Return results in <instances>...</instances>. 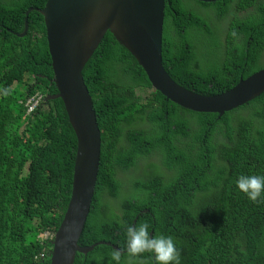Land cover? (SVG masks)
Masks as SVG:
<instances>
[{
    "label": "trees",
    "instance_id": "16d2710c",
    "mask_svg": "<svg viewBox=\"0 0 264 264\" xmlns=\"http://www.w3.org/2000/svg\"><path fill=\"white\" fill-rule=\"evenodd\" d=\"M45 1L0 0V264H49L41 235L57 229L70 196L76 137L63 101H43L57 92L43 17L31 10L26 33H13ZM161 53L179 85L201 95L231 88L264 68V0H165ZM82 74L101 152L78 244L125 250L137 217L134 226L173 238L180 264H264V192L251 201L235 184L264 175V91L220 117L183 108L110 32ZM35 93L42 101L27 113ZM113 250L97 245L73 264H116ZM120 264L155 261L125 251Z\"/></svg>",
    "mask_w": 264,
    "mask_h": 264
},
{
    "label": "water",
    "instance_id": "95a60500",
    "mask_svg": "<svg viewBox=\"0 0 264 264\" xmlns=\"http://www.w3.org/2000/svg\"><path fill=\"white\" fill-rule=\"evenodd\" d=\"M164 7L165 0H46L42 7H28L23 31L13 32L18 36L26 33L31 10L43 17L51 82L57 90L43 101L57 97L63 101L76 137L70 196L51 240L49 264H73L76 253L86 255L97 245L119 249L103 240L78 244L91 207L101 152L100 129L82 70L106 32L135 58L152 88L183 108L220 117L264 91V68L240 77L234 86L216 95H201L176 83L162 65Z\"/></svg>",
    "mask_w": 264,
    "mask_h": 264
},
{
    "label": "clouds",
    "instance_id": "9594fccd",
    "mask_svg": "<svg viewBox=\"0 0 264 264\" xmlns=\"http://www.w3.org/2000/svg\"><path fill=\"white\" fill-rule=\"evenodd\" d=\"M236 187L251 201H256L264 192V175H239L235 181ZM125 251L136 256L150 252L154 256L155 264H180V256L173 238L165 235H155L149 232L146 223L138 226H129L125 230ZM121 251L115 249L111 252V260L120 264ZM103 258L97 261L101 264Z\"/></svg>",
    "mask_w": 264,
    "mask_h": 264
},
{
    "label": "built area",
    "instance_id": "2783aa9c",
    "mask_svg": "<svg viewBox=\"0 0 264 264\" xmlns=\"http://www.w3.org/2000/svg\"><path fill=\"white\" fill-rule=\"evenodd\" d=\"M41 101L42 96L39 93H35L33 96L29 97L26 102V112H31ZM41 236L43 240L51 242L54 236V232L48 229L45 230ZM41 256H43V253L41 254Z\"/></svg>",
    "mask_w": 264,
    "mask_h": 264
},
{
    "label": "rangeland",
    "instance_id": "374dc122",
    "mask_svg": "<svg viewBox=\"0 0 264 264\" xmlns=\"http://www.w3.org/2000/svg\"><path fill=\"white\" fill-rule=\"evenodd\" d=\"M208 15H209V17H210V21H212V20H214V16H213V14L210 12V13H208ZM211 23V22H210ZM212 26V25H211ZM215 27H217V25H215ZM215 27H213V28H215ZM211 28V30H213V28L212 27H210ZM209 37H212L213 36V34H211V35H208ZM263 65H264V62H263Z\"/></svg>",
    "mask_w": 264,
    "mask_h": 264
},
{
    "label": "flooded vegetation",
    "instance_id": "af4514ba",
    "mask_svg": "<svg viewBox=\"0 0 264 264\" xmlns=\"http://www.w3.org/2000/svg\"><path fill=\"white\" fill-rule=\"evenodd\" d=\"M220 24H221L220 28H222L223 23L220 22Z\"/></svg>",
    "mask_w": 264,
    "mask_h": 264
},
{
    "label": "bare ground",
    "instance_id": "6f19581e",
    "mask_svg": "<svg viewBox=\"0 0 264 264\" xmlns=\"http://www.w3.org/2000/svg\"><path fill=\"white\" fill-rule=\"evenodd\" d=\"M49 256H50V254H49Z\"/></svg>",
    "mask_w": 264,
    "mask_h": 264
}]
</instances>
